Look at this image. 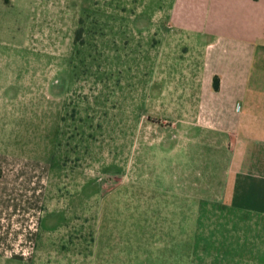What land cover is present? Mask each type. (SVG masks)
<instances>
[{
  "label": "rangeland",
  "instance_id": "rangeland-1",
  "mask_svg": "<svg viewBox=\"0 0 264 264\" xmlns=\"http://www.w3.org/2000/svg\"><path fill=\"white\" fill-rule=\"evenodd\" d=\"M210 1L0 0V145L50 166L43 203L38 184L18 203L31 215L35 197L33 240L14 262L5 229V264L200 263L188 180L211 163L219 180L226 155L180 108L198 58L177 23Z\"/></svg>",
  "mask_w": 264,
  "mask_h": 264
},
{
  "label": "crops",
  "instance_id": "crops-1",
  "mask_svg": "<svg viewBox=\"0 0 264 264\" xmlns=\"http://www.w3.org/2000/svg\"><path fill=\"white\" fill-rule=\"evenodd\" d=\"M203 10L202 20L177 23L190 35L198 58L196 101L180 108L224 139L226 158L219 180H213L212 163L203 168L202 184L188 180L189 191L203 192L191 216L193 257L200 263L212 257L207 264H264V0H211ZM5 145H0V243L5 229L21 232L16 253L8 255L17 262L20 244L33 240L37 224L35 197L32 214L29 207L22 217L19 200L29 203L38 184L43 203L50 166L40 162L35 169ZM3 251L0 247V264L7 263Z\"/></svg>",
  "mask_w": 264,
  "mask_h": 264
},
{
  "label": "trees",
  "instance_id": "trees-1",
  "mask_svg": "<svg viewBox=\"0 0 264 264\" xmlns=\"http://www.w3.org/2000/svg\"><path fill=\"white\" fill-rule=\"evenodd\" d=\"M215 88H218V84L215 82Z\"/></svg>",
  "mask_w": 264,
  "mask_h": 264
}]
</instances>
